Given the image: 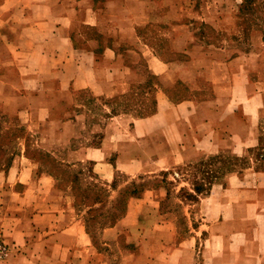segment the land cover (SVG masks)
Listing matches in <instances>:
<instances>
[{"label": "crops", "instance_id": "obj_1", "mask_svg": "<svg viewBox=\"0 0 264 264\" xmlns=\"http://www.w3.org/2000/svg\"><path fill=\"white\" fill-rule=\"evenodd\" d=\"M132 1L0 0V112L38 114L44 125L33 129L41 137L46 135L44 139L24 141L23 149L0 167V241L9 248L0 264H264V219L255 221L254 238L245 236L244 227L232 229L229 237L222 234L224 226L234 222V206L222 201L228 189L218 188L204 200L211 212L209 233L205 238L187 235L175 238L174 227L160 213L166 189L158 185L132 193L116 221L101 227L94 237L88 230L90 219L86 211L90 206L85 210L81 208L76 184L60 183L53 172L44 169L40 159L27 153L28 147L48 152L68 147L63 154L66 162L91 161L94 173L105 181H112L113 166L107 162L114 152L115 168L127 172L120 166L127 158L122 154L123 141L118 139V134L103 136L96 146L70 149L78 142L85 126L76 124L77 127L72 121L66 123L62 119L56 122L50 116L55 115L57 105L67 100L70 90L82 85L110 97L118 85L150 75L160 79L163 74L159 73L158 66L152 68L147 56L144 63L141 52L145 48L152 50L145 31L152 22L158 21L160 13L167 23L162 33L173 36L176 27L183 30L184 49L188 55L182 61L162 62V67L176 72L190 68L194 61L214 63L213 67L196 66V71L204 74L207 67L220 66L222 53L214 52V58L205 55L202 60L195 58L197 52L206 54L212 49L198 48L192 34L187 38L186 29L190 27L185 29L176 22L175 15L182 19L180 7L187 10L183 5L187 0H144L137 16L128 13L126 5ZM220 8V4L216 5L206 14L215 21L219 19L217 11ZM200 9L191 7L183 17L192 19L200 15ZM125 18L130 22L120 21ZM28 51L27 58L21 59L20 56ZM29 55H43L44 59ZM200 86V82L198 89L188 85V96L173 102L175 109H184L188 115L208 111L218 115L236 114V107L228 96H223L220 90H206ZM221 97L226 100L224 106L215 104ZM208 103L212 105L207 111ZM160 107L157 102L155 114L139 120L141 128L138 130L145 138L158 129V123L153 120L159 119ZM52 124L57 125L50 130ZM109 125L104 127L105 131ZM46 132H52L50 138ZM142 140L150 145L157 142L142 137L137 142ZM109 142H112L111 147H108ZM183 148L176 152L186 151ZM207 148H215L208 135L197 136L193 151L199 155ZM254 207L252 204L251 209Z\"/></svg>", "mask_w": 264, "mask_h": 264}, {"label": "rangeland", "instance_id": "obj_2", "mask_svg": "<svg viewBox=\"0 0 264 264\" xmlns=\"http://www.w3.org/2000/svg\"><path fill=\"white\" fill-rule=\"evenodd\" d=\"M231 1L187 0L183 4L187 10L180 7L182 19L175 15L179 25L185 29L190 27L186 29L187 38H191L192 34L198 48L206 46L212 49L206 51L207 55L197 52L195 58H214V52L222 53L220 66L215 64V69L207 67L204 74H199L196 66L213 67L214 63L194 61L190 68L184 67L176 72L162 67V62L182 61L188 55L184 49L186 37L183 30L176 27V35L173 36L162 33L167 23L163 13H160L158 21L152 22V26L145 31L152 50L141 49L143 62L146 63L147 56L152 68L157 69L158 66L159 73L162 72L160 79L150 75L118 85L110 97L82 85L74 91L70 90L67 100L57 105L55 115L50 116L56 122L62 119L82 128L85 126L77 138L78 142L73 143L70 149L96 146L103 136L118 134V139L123 141L120 146L122 154L127 158L119 165L127 172L115 168L114 152L107 162L113 166L114 179L105 181L92 171L91 161L66 162L63 154L68 147L53 152L42 151L38 147L27 148V153L40 159L44 169L53 172L60 183L76 184L81 208L85 210L90 206L86 211L90 219L88 230L94 237H97L101 227L116 221L132 193L158 185L166 189L160 213L174 227L175 238L186 235L189 238L206 237L211 212L205 201L218 188L228 189L222 195V201L234 206V222L226 224L222 234L229 237L232 229L244 227L245 236L254 238L255 221L257 218L264 219V0ZM219 4L222 6L217 11L219 19L213 21L206 13ZM143 5L144 0H133L126 6L128 13L137 16ZM161 5L160 11L163 10ZM191 7L201 8L200 15L195 13L192 19L184 18L183 14ZM120 21L125 23L130 19ZM28 54L29 51L20 58L26 59ZM51 54L53 56V52L49 58H52ZM32 57L44 59L43 55ZM199 82L200 87L206 90L217 89L223 96H228L236 107V114L209 112L207 108L212 105L209 103L205 106L208 113L188 115L184 109H175L173 102L188 96V85L197 88ZM225 101L221 97L215 104L224 106ZM157 102L162 106L158 112L160 120H153V123H158V129L145 138L138 130L141 128L139 120L155 114ZM107 124L111 125L105 131ZM38 125H44L42 116L38 114L0 112V167L19 149H23L24 141L44 139L45 133L41 137L33 129ZM56 125L52 124L50 130ZM51 133L46 132L49 138ZM204 134L208 135L215 148H207L203 154L197 155L193 151L196 138ZM139 137L153 138L157 142L153 145L145 140L137 142ZM111 146L112 142H109L108 147ZM182 147L186 151L176 152ZM252 204L254 209H251Z\"/></svg>", "mask_w": 264, "mask_h": 264}, {"label": "built area", "instance_id": "obj_3", "mask_svg": "<svg viewBox=\"0 0 264 264\" xmlns=\"http://www.w3.org/2000/svg\"><path fill=\"white\" fill-rule=\"evenodd\" d=\"M8 253V246L0 241V260H3L8 255Z\"/></svg>", "mask_w": 264, "mask_h": 264}]
</instances>
